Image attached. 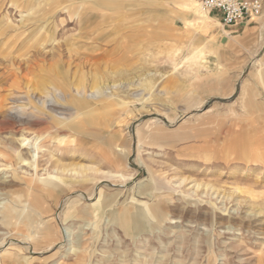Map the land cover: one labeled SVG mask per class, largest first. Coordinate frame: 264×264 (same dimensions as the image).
Masks as SVG:
<instances>
[{"label": "rangeland", "instance_id": "1", "mask_svg": "<svg viewBox=\"0 0 264 264\" xmlns=\"http://www.w3.org/2000/svg\"><path fill=\"white\" fill-rule=\"evenodd\" d=\"M24 1L0 0V264H264L258 17L200 30L182 0H142L149 18L129 4L75 45V17ZM78 84L110 95L73 108Z\"/></svg>", "mask_w": 264, "mask_h": 264}, {"label": "crops", "instance_id": "2", "mask_svg": "<svg viewBox=\"0 0 264 264\" xmlns=\"http://www.w3.org/2000/svg\"><path fill=\"white\" fill-rule=\"evenodd\" d=\"M172 1L174 2L177 0H172ZM24 2L28 3V6H29V3H34L35 8H32V4H31L30 8H28V6H27L25 9L27 11H29V13L36 10L35 15L43 14V18L46 20L52 19L56 12H62V11H65L69 15L70 18L72 16L75 17L76 21L79 24L78 28L80 29L79 30L80 31V37L76 39L75 45L78 43V39H83L85 37L91 39L92 32L96 28H98V26H100L104 22H106L108 19H112L114 17H120L121 25L122 26L127 25V19H128L127 14L124 15L123 13H121L118 16L117 13L120 12L119 10L121 8H125L126 10L129 9V4H135V7H137V8H133V9L139 10V11H137L136 15H138L141 19L149 18L150 13L153 11V9H150L149 13H147L145 15L143 13L141 14L142 11L138 8V6H141L142 0H125V1H123V0H25ZM149 2L151 4H154L157 2V0H149ZM36 6H38L37 9H36ZM86 6L87 7L97 6L100 9V12L98 14L99 20L97 21V24L94 25V27L91 25V23L88 22V21H92V20H90V16L87 17V16L82 15V13H84ZM108 12H110V13H108ZM171 12H173V10H171ZM207 14L210 15V13H208V12H207ZM142 15H144V16H142ZM210 16H212V15H210ZM212 17H214V16H212ZM214 18L219 20L217 17H214ZM258 19H259V24H260L258 35L261 38L262 42H264V18L258 17ZM43 21H41V22H43ZM60 22H62V20H60ZM41 25L44 26L43 28L47 29L45 31V33H47V35L53 34L52 29H50L51 26L49 25L48 21L45 22L44 24H41ZM221 25H222V23H221ZM55 26H54V28H55ZM88 28L89 29L91 28V29L89 30ZM244 31L246 33L247 30L245 29ZM227 32L231 35V31H227ZM103 39H104L103 36L100 37L99 42L102 41ZM251 41H252V39H248V40L244 39L243 43H240V44L242 46L246 47L248 49V51L250 49L249 52L253 53L255 51V48L249 47V44L252 45V43H253ZM90 47H94V48H90ZM222 48H224V46ZM75 49L76 50H72V49L71 50L74 51L76 54L80 55L77 58H81V57H84V58L87 57L88 58V57L93 56V52H95L96 49H99V46L98 45H92L91 43L87 44L86 42H81V44L77 45ZM207 62H208V56H207ZM52 63H55V64L59 63L60 66H62V67L66 66L65 63L59 58V56L57 58H54L51 61H49L46 65V67ZM223 67H225V64L223 65ZM262 70L264 73V65H263Z\"/></svg>", "mask_w": 264, "mask_h": 264}, {"label": "bare ground", "instance_id": "3", "mask_svg": "<svg viewBox=\"0 0 264 264\" xmlns=\"http://www.w3.org/2000/svg\"><path fill=\"white\" fill-rule=\"evenodd\" d=\"M179 5H180L181 9H183L186 12H190V13H192L195 16V18H196L195 25H197L198 29H200V30L206 29L208 24L215 25V26L216 25H221V22H219V20H217L216 18H214V17H212V16L207 14V11L202 8L200 1H196V0H182L181 4H179ZM181 20H182L184 26H187V25L192 26L191 25L192 23L189 20H186V19H181ZM225 34L228 36V33H225ZM201 53H202V48L201 47H193L192 50L190 51V55L188 56V58H190V57H198L199 55H201ZM259 63H261V62H259ZM55 90L58 92V94L60 93V91H58V89H55ZM74 94H75V96L73 94H72V96L74 97V102L76 103V106H74L73 108H76V109L79 108V107H80V109L84 108L87 105L91 106V105L94 104V102H92L93 100L99 102L103 98H107L110 95L109 92L101 90L96 85H92L91 87L86 88V87H82V86L79 87V84L74 87ZM59 96H60L59 100H63L64 101V99L70 97L71 95L68 94V93H61V95H59ZM63 97H64V99H63ZM49 102L51 104H59L57 102V100H55L53 98H50ZM187 102H189V101H187ZM42 111H44V110L42 109ZM59 116L60 115H58V114H51L49 118H54V119H58L59 120L60 119ZM22 140H24V138H22ZM30 151H32V150H30ZM31 157L33 159L29 160L27 163L30 166H33L34 168H36L37 167V164H36L37 152H31ZM59 170H68V171L73 172V173H78L77 171H74V169H70V168L69 169L68 168H66V169L62 168V169H59ZM41 179H43V178H41ZM80 195L84 196L83 193H81ZM157 214L159 215V217H162L159 214V212H157Z\"/></svg>", "mask_w": 264, "mask_h": 264}, {"label": "built area", "instance_id": "4", "mask_svg": "<svg viewBox=\"0 0 264 264\" xmlns=\"http://www.w3.org/2000/svg\"><path fill=\"white\" fill-rule=\"evenodd\" d=\"M208 13L218 14L222 26H236L260 17L264 0H199Z\"/></svg>", "mask_w": 264, "mask_h": 264}]
</instances>
